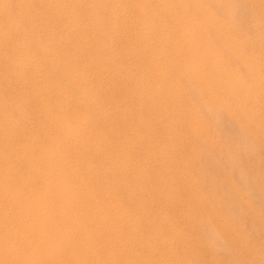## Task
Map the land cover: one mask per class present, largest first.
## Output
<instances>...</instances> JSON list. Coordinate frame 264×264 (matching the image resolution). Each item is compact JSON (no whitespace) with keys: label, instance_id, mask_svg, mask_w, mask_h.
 I'll use <instances>...</instances> for the list:
<instances>
[{"label":"bare ground","instance_id":"6f19581e","mask_svg":"<svg viewBox=\"0 0 264 264\" xmlns=\"http://www.w3.org/2000/svg\"><path fill=\"white\" fill-rule=\"evenodd\" d=\"M263 130L264 0H0V264H264Z\"/></svg>","mask_w":264,"mask_h":264},{"label":"rangeland","instance_id":"374dc122","mask_svg":"<svg viewBox=\"0 0 264 264\" xmlns=\"http://www.w3.org/2000/svg\"><path fill=\"white\" fill-rule=\"evenodd\" d=\"M243 7H244V6H243ZM241 10L243 11V12H241V14H242V16H243V18H241V20L243 19L241 22H243V24H245L244 22H246V20H244V19H246L245 16H246L247 13H246L245 10H243V9H241ZM247 16H248V15H247ZM244 17H245V18H244ZM231 128H232V127H231ZM231 128H230V129H231ZM232 129H233V130H232ZM232 129L230 130V132H232L231 134L233 135V132H234L235 129H234V128H232ZM236 133H238V132L236 131ZM236 133H234L235 136H232V135H231V136L233 137V139H234V138L236 139V136H238V134H236ZM229 135H230V133H229ZM259 137H260V141H258V144L255 143L254 146H253L252 143L249 141V139L245 138V140H246V142H247V143H246V147H247V148H246V147H243V145L245 144V140H243L244 142L241 141V139H239V138H241V137H239V138H237V139L235 140V141H236L235 144H236V143H237V140L239 139V143H237V146L239 147V149L241 148L240 145L244 143V144L242 145V148L240 149L239 152L242 153V150H243V151L248 155V156H247L245 153H243V155H242L241 153H239V152L237 153V157H236V158H237V161H238V160H239V161H242V163H239V162H238V163H239V168H241V170H239V168H238V169H235V171H232V169H231V171H229L230 169H228V168L226 167L227 164H226L225 162H224V165L226 164V166L223 167V165H221V164H223V161L221 162V164H220V160H217V161H216V158H217L216 156H217V155H216L215 153H214V154H215V157H214V155L212 154L213 161H214V163H215V161H216V162H219V164L222 166V169H221V166H220V165H218V164H215V165H214V163L212 162V160L208 161L207 164L205 163L206 165L204 164V166H203L204 171H207V168H208V167H209V168H208V169H209V172L211 171V173H212V170H213V174H215L213 178H216L215 176L218 175V174H217L218 172L220 173L219 176H217V178H216V179L219 180V182H218V180H215V179H214V181H216V183H218V185H219V183L221 184L222 182L225 183V176H226L227 174H229V173L232 174L233 172H235L234 177H233V178L236 179V180H235V183H239L238 180H240V183H239L240 185L237 184V186H239V188H240L241 185H243L244 187H242V188H243L244 190H245V187L248 186L250 189H248V187H247L244 193H248V194H249V192H250V193H251L250 196H251L252 194H253V195L255 194V198H256V199L253 198V197H254L253 195L251 196V198H253L254 201L250 198L249 195H248V199H247V195H245V196H246V197H245L246 200H248V201L250 200L249 203H251V201L254 202V204L251 203L252 206H250V205L247 206L248 209L251 210V212L247 209L246 206H241V205H240V202H239V204H238L239 206H241V207H240V212H241V213H242V210H243V213H242L243 216H240V217L242 218V220H244L243 223H244V222L246 223V224H245V223H244V224H245L247 230L250 229V231L253 230V229H252L253 226H254V227L257 226V223H259V222L262 223V224L264 223V221H263V220H264V191H263V190H264V181H263V180H264V179H263L264 171L261 173V171L264 170V165H263V164H264V161H260L261 159L264 160V159H263L264 156H263V154H262V153H264V147H263V146H264V130H263V133H261V135L259 134ZM247 140H248V141H247ZM240 141L243 142V143H240ZM249 142H250L251 144H248ZM260 142H261V143H260ZM257 145H258V147H259V146H260V147L258 148ZM262 145H263V146H262ZM244 146H245V145H244ZM248 146H249V147H248ZM252 146H253V147H252ZM255 146L257 147V148H256L257 151L254 150V149H255ZM251 147H252V148H251ZM261 147H262V148H261ZM244 148L247 149V150L245 151ZM248 149H249V151H248ZM261 149H262V150H261ZM250 150H251L252 152H250ZM260 150H261V152H260ZM253 151L256 152V154H255ZM259 152H260V153H259ZM211 153H213V152H211ZM257 153H258V155H257ZM238 154H239V155H238ZM250 154H252V155H250ZM253 154H255L254 157H253ZM249 155H250V156H249ZM240 156H241V157H240ZM244 156H245V158H244V160H243V157H244ZM246 156H247L248 158H247ZM255 156H256L257 158H256ZM259 156H260V157H259ZM261 156H262V158H261ZM258 157H259V159H258ZM249 158H251V159L249 160ZM260 158H261V159H260ZM240 159H241V160H240ZM253 159H254V160H253ZM255 159H256V160H255ZM257 159H258V160H257ZM248 160H249V161H248ZM245 161H246V163H245ZM256 161H257V163H256ZM209 162H212V163L209 164ZM250 162L252 163L251 165H250ZM241 164H243L244 166H243V165L241 166ZM247 164H249L250 167H252V168H250ZM253 164H254V166H253ZM255 164H257V168H256V165H255ZM258 164H260V165H258ZM217 165H218V166H217ZM262 165H263V166H262ZM207 166H208V167H207ZM213 166H214V168H213ZM219 166H220V167H219ZM245 166H247L248 168L245 167ZM259 166H260V167H263V169H261ZM216 167H217V168H216ZM218 167H219V168H218ZM228 167H229V166H228ZM242 167H243L244 169H242ZM253 167H255V169H254ZM211 168H212V169H211ZM215 168H216V169H215ZM259 168H260V170H259ZM210 169H211V170H210ZM214 169H215L216 171H215ZM248 169H249V170H248ZM257 169H258L259 171H258ZM217 170H218V171H217ZM221 170H222V171H221ZM225 170H226V171H225ZM236 170H238V171H237L238 175H239L240 173H244V174H246L247 176H246L245 179L248 180V181H250V182L248 183V182H246L245 180H244V181L241 180V179L239 178L238 175L235 176V175H236ZM243 170H244V171H243ZM245 170H246V171H245ZM251 170H253V171H251ZM254 170H255V171H254ZM214 171H215V172H214ZM220 171H221V172H220ZM228 171H229V172H228ZM239 171H241V172H239ZM256 171H257V172H256ZM207 172H208V171H207ZM222 172H224L223 174H225V173H227V172H228V173H227L226 175L223 176V175L221 174ZM255 172L257 173V175H256ZM258 172H259L260 174H259ZM248 173H249V174H248ZM254 173H255V174H254ZM231 174H229V176H232ZM261 174H262V176H261ZM221 175H222L223 177H222ZM249 175H250V176H249ZM254 175H255V179H254V177H253ZM256 177H257V178H256ZM258 177H259V178H258ZM237 178H238V180H237ZM260 178H261L262 180H261ZM257 179H258V180H257ZM254 181H255V182H254ZM257 181H258V182H257ZM242 182H243V183H242ZM262 182H263V183H262ZM224 183H223V184H224ZM245 183H246V184H245ZM256 183H258V184H256ZM261 183H262V184H261ZM244 184H245V185H244ZM247 184H248V185H247ZM259 184H261V185H259ZM262 185H263V186H262ZM219 186H221V185H219ZM257 186H258V187H257ZM259 186H260V187H259ZM225 187H226V185H224V189H223V191H224V190H227V191H228L227 187H226V188H225ZM251 187H252V188H251ZM242 188H240V189L242 190ZM256 188H257V189H256ZM259 189H261V190L259 191ZM244 190H242V191H244ZM227 191H225V192L227 193ZM246 191H247V192H246ZM253 191H254V192H253ZM261 191H262V192H261ZM228 193H229V192H228ZM228 193H227V194H228ZM256 193H259V195L256 194ZM260 193H261V195H260ZM257 195H258V197L261 198V199L258 200ZM262 196H263V197H262ZM255 202H256L259 206H257ZM233 203H236V204H237V202H236L235 200H234ZM250 207H251V208H250ZM255 207H257V208H256L257 210L255 209ZM258 207H259V209H258ZM243 208H244V209H243ZM252 208H253V209H252ZM260 208H261L262 211L260 210ZM241 209H242V210H241ZM246 209H247V210H246ZM254 210H255V211H254ZM259 210H260V211H259ZM253 212H254L255 214H254ZM248 213H249V214L251 213V214H250V217H251V218H249V214H248ZM252 213H253V215H254V218H253V216H251ZM258 213H259V214H258ZM244 214H245V215H244ZM247 215H248V216H247ZM257 215H258V216H257ZM261 215H262L263 217H262ZM255 216H256L258 219H256ZM244 217H246V219H244ZM260 217L263 218V219H260ZM239 219H240V218H239ZM251 219H252V221H249V220H251ZM254 219H255V220H254ZM237 220H238V219H237ZM245 220H246L247 222H246ZM259 220H260V221H259ZM261 220H262V221H261ZM258 221H259V222H258ZM240 222H242L241 219H240ZM247 223H248V224H247ZM255 223H256V224H255ZM254 224H255V225H254ZM247 225H248V226H247ZM249 225H250V226H249ZM263 230H264V229H263ZM246 232H247L246 234L252 233V234H249V235H252V239L255 241V243H254V247H255V249H257V248L259 249V247L261 246V248H260L259 250L257 249V251H258L259 253H261V254H264V252H263V251H264V248H263V247H264V245H263V243H264V231H263V233L260 231L261 233H260L259 236L256 234V232L254 233L253 231H252V232L246 231ZM248 232H249V233H248ZM253 233H254V234H253ZM253 235H254V236H253ZM261 235H262L263 237H261ZM257 236H258V238H257ZM256 238H257V239H256ZM262 238H263V241H262ZM258 239H259V241H258ZM261 241H262L263 243H262ZM257 242H258V243H257ZM261 244H262V245H261ZM256 245H257V246L259 245V246L256 247ZM262 250H263V251H262ZM248 256H250V254L247 255V258H248ZM224 259H225V258H224ZM247 260H248V259H247Z\"/></svg>","mask_w":264,"mask_h":264}]
</instances>
